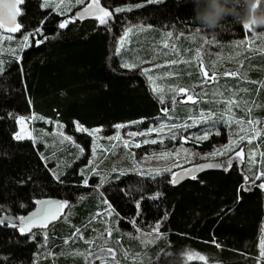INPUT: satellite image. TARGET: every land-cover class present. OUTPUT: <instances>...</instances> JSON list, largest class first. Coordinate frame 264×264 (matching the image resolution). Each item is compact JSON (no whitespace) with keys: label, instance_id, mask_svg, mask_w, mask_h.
Here are the masks:
<instances>
[{"label":"trees","instance_id":"obj_1","mask_svg":"<svg viewBox=\"0 0 264 264\" xmlns=\"http://www.w3.org/2000/svg\"><path fill=\"white\" fill-rule=\"evenodd\" d=\"M100 2L113 13L105 24L86 17L70 21L43 8L42 0L21 5L19 25L32 32L40 24L43 32L39 45L33 40L0 73V219L5 221L0 264H95L100 259L90 256V246L107 237L118 245L122 264H165L175 258L178 264H195L187 261L189 250L217 264H259L264 190H246V178L264 172V131L254 165L246 151L238 157L241 147L227 148L250 124L264 122V27L251 26V31L229 15L213 33L198 24L191 0ZM258 8L264 10L262 0ZM136 26L152 29L158 42L122 48L120 38ZM127 52L130 64L137 65L139 52L145 54L142 60L159 65L152 73L174 91L162 98L146 72L122 67ZM204 70L216 77L212 85ZM178 89H186L187 96H176ZM244 91L251 115L244 110L231 119L210 105L214 97ZM189 95L195 102H186ZM20 115L34 116V126L45 119L60 123L76 146L50 153L30 139L15 140ZM164 125L160 132L139 135V155L184 151L221 167L188 171V179L174 187L168 174L117 172L133 165L129 151L99 152L92 161L94 137L79 130L100 128L107 143L118 133H147ZM203 135L208 138L194 139ZM56 160H65V167ZM54 200L67 208L54 223L23 235L12 227L18 217ZM142 229L157 234L145 238L151 233Z\"/></svg>","mask_w":264,"mask_h":264},{"label":"rangeland","instance_id":"obj_2","mask_svg":"<svg viewBox=\"0 0 264 264\" xmlns=\"http://www.w3.org/2000/svg\"><path fill=\"white\" fill-rule=\"evenodd\" d=\"M262 1L264 4V0ZM5 2L11 3L12 0H5ZM91 2L92 0H43V8H51L55 13L61 16H67V17L70 16V18L68 19L72 21L73 17H77V13L83 12V10L89 4H91ZM98 4H99V8L104 9L101 5L100 0H98ZM45 5H47V7H45ZM20 9H21V5H20ZM101 15L102 13H100L96 8H93V10L91 12H88L85 15V17L97 18L98 16ZM109 20L110 19H108V21ZM16 23H18L17 20ZM131 29H132L131 32L127 30L119 40V45L122 48L125 46H130L138 41H142L146 43L158 42L157 34L152 33L151 32L152 29H149L146 26H136V27H131ZM250 29L251 31L253 30L252 27ZM30 33L31 32L26 31L22 27V25H20V30L16 32H11L10 28H8L7 26L0 27V73L4 71V64L6 61L14 59L15 57L21 58L24 51L32 47L34 42L33 39L30 38ZM162 34H163V39L165 40L166 33L164 32ZM25 37H29V38L25 39ZM37 41L39 40L36 37V44ZM163 43L165 42L163 41ZM246 46H247V50L251 49L252 47L251 42L248 41V43H246ZM144 55L145 54H141L139 52L136 53L135 60L137 61V65H140L141 67L136 66L131 69L140 68L142 71L146 72L147 76L151 80L150 82L152 84L153 91L162 98L168 96L167 94H169V92H173L174 90H166L165 87L160 85L159 80H157L158 79L157 77L160 74L154 73L155 74L154 75L152 73L155 67H159V65H152L142 60V56ZM130 58H131L130 53L127 52L123 57V61L130 64L131 61ZM205 81L208 82V80L206 79ZM179 90L180 89L177 90L176 96L178 97L185 95L187 96L186 89L185 92L183 93L180 92ZM245 94L247 95L248 92L244 91V93L241 92L238 94L232 93L227 96L220 95L214 97V100L212 101V103H210V105L213 108H215L217 112H220L225 116H227L228 118L232 119L238 117L240 115V111L245 110L249 112V109H247L249 105L248 102L246 101L247 97ZM173 98L176 99L177 97H172V99ZM186 102L193 103V101L188 100V98H186ZM34 118H35L34 116L20 115L17 120L18 128L15 135L18 134L24 137L22 140L30 139L34 142L40 143L42 147L45 149V152H50V153L58 152L63 146H70V147L76 146V143L74 142L72 137L64 132L63 126L60 123L52 122L50 120L45 119L44 121H42V125L34 126L33 124ZM21 121H23V123H21ZM250 125L251 127L248 129V132L245 134V136H243L238 142L234 143L233 146H229L227 150L233 152L236 148L241 147L239 152L246 151L248 155V164L254 165V160L256 156L259 155V151L257 149L258 138L260 137L261 133L264 131V122L262 124V127H260L259 125L257 126L255 123H252ZM84 129L87 130L84 131L85 133L94 137V144H93L94 159L92 161L97 160L98 156L100 155L99 152H105L106 154L111 155V154L123 153L129 151L131 152V154L132 153L134 154L133 156L130 155L132 156L131 158L133 159L132 160L133 165L130 166V168L127 167L117 168L120 169L117 172L134 171L137 173H143L147 175H160V176L168 174L172 178L179 172L188 173L189 171L192 174H194L201 171L204 167H209V165L214 164L212 162L210 163L201 162L199 161V158L195 160V158L185 153L184 151L156 152L153 154H143V156H141L139 155L140 153H138V148L142 145L139 143L140 142V140L138 139L139 135L136 136L130 134L121 135L120 133H118L115 137L106 140L107 143H104L102 134L100 132L101 131L100 128H93V129L84 128ZM137 143L140 144L139 147L135 146ZM143 144L145 145L146 143ZM239 152H237V154ZM233 156H237V155L234 154ZM64 161L61 162V164L58 163L57 161L58 166L60 165V168L65 167ZM93 167L95 171L98 170V167H96L95 165H93ZM48 202H52V201H48ZM46 204L47 203L40 205V207L34 214L37 215L41 214ZM32 216L33 214L27 217H32ZM110 216L111 213H107V219ZM103 222L108 223V221L106 220V216L105 218H103ZM142 231H146V230L142 229ZM145 233H151L149 235H144V236H148L145 238H150L152 234H157L156 231H146ZM145 241H149V240L145 239ZM94 243L95 244L90 246V250H91L90 256L92 258L100 259V261H98L95 264H122V262L119 261L118 259L119 253L116 249L118 245L115 244L113 241H110L109 237H107V239L103 240L102 242L97 241ZM102 249L113 250V252L115 253V259L109 256L106 252H102L101 251ZM260 250H261V255H260L259 264H264V234L260 244ZM108 258L112 260H109ZM124 258L128 261L134 262V260L129 258L127 254L124 256ZM186 258L187 261L195 264H217L211 262L209 258H207L206 256L190 250L186 251ZM87 262L88 264H93L90 261ZM165 264H178V260L177 258L168 259L165 262Z\"/></svg>","mask_w":264,"mask_h":264},{"label":"snow or ice","instance_id":"obj_3","mask_svg":"<svg viewBox=\"0 0 264 264\" xmlns=\"http://www.w3.org/2000/svg\"><path fill=\"white\" fill-rule=\"evenodd\" d=\"M151 2V0H150ZM24 3V0H12L11 3H6L5 0H0V27H8L10 28L11 32H16L18 30H20V25L18 23H16L17 17L19 15H22L21 9H20V5H22ZM43 3V0H42ZM259 6V4L257 5ZM45 7H47V5H45ZM93 8H96L100 13H102L101 16H98L97 19L99 20V22L101 24H105L108 22V19H110L113 15V13L106 11L102 8H99V4H98V0H92L91 4H89L81 13V15L87 14L88 12H91L93 10ZM124 9H117L116 11H122ZM46 22V21H44ZM60 28H64L66 27V23H60L59 24ZM244 27L246 29H250L251 25H244ZM129 32L132 31L131 28L128 29ZM42 25L38 24L37 28L34 29L31 33H30V38L35 40L37 36H42ZM29 37H25V39H28ZM42 41H37V44H39ZM137 65L135 64H128L125 63L122 65V67L126 68V69H131L136 67ZM205 76H207V73H204ZM215 76H213L211 79H214ZM0 83H3L2 81H0ZM180 92H185V89H180ZM4 89L0 88V94H3ZM188 100L193 101V97L191 95H189ZM231 103V102H230ZM237 123H239V121H236ZM21 123H23V121H21ZM163 127H167V125L162 126L160 129H151L149 132L147 133H130V135L136 136V135H150L152 132H160L162 131ZM79 130L81 131H87L86 129L80 128ZM171 130V129H170ZM24 137H22L21 135H14V139L19 141L22 140ZM173 138H175L173 136ZM207 135H203L200 137H194V139L196 140H205L207 139ZM148 141H145V143H147ZM157 140H152L151 143H157ZM250 142V141H249ZM127 146V145H126ZM136 147H139L140 144L137 143L135 145ZM238 157H243L244 153L241 151L238 154ZM231 163V161H229V164ZM209 167H221V165H209ZM226 170L228 168V165H224L223 166ZM189 175L191 176V173H189ZM192 178H195L194 176H192ZM57 179H59V177H57ZM176 182V178L174 177L172 179V183ZM246 182H247V188L246 190H251L252 187H257L259 189L264 190V172H260L255 174L254 176H250L246 178ZM86 183V181H85ZM39 203V201H37ZM48 204H51L52 202H45ZM54 207L58 210L61 209L63 207H65L64 203H56L54 205ZM4 208L0 207V212H3ZM55 213L52 212H45V213H41L39 215L37 214H33L32 217H24V216H20L17 219L19 220V225L17 224H12L13 228H18V231L23 235V234H27L30 229L32 224L39 219L40 217H43L44 219H46L48 216H53L54 217ZM41 222L43 223V220H41ZM5 224L4 220H0V225ZM214 244V246L219 247V244L215 241L212 242ZM102 252H106L109 256H111L113 259H115V253L113 252V250L111 249H102ZM190 258V257H189Z\"/></svg>","mask_w":264,"mask_h":264},{"label":"clouds","instance_id":"obj_4","mask_svg":"<svg viewBox=\"0 0 264 264\" xmlns=\"http://www.w3.org/2000/svg\"><path fill=\"white\" fill-rule=\"evenodd\" d=\"M191 2L198 24L213 33L229 15L243 25L264 27V10L257 6L260 0H191Z\"/></svg>","mask_w":264,"mask_h":264},{"label":"water","instance_id":"obj_5","mask_svg":"<svg viewBox=\"0 0 264 264\" xmlns=\"http://www.w3.org/2000/svg\"><path fill=\"white\" fill-rule=\"evenodd\" d=\"M81 13H82V12H78V13H77V18H78L79 20H83V19L85 18V15H86V14L81 15ZM205 72L207 73V76H205V74H204ZM203 77H204L206 80H208V82H209L208 84H209V85H212V84L215 82V79H216V77H215L214 79H211L213 76H211L210 73H209L208 71H203ZM174 177L176 178V182H175V183H172V184H173L174 187H177V186H179L182 182H184L185 180L188 179V174H187V173H183V172H179V173H177ZM174 177H172V179H173ZM56 203H61V202H60V201H55V200H54V201H52L51 204H48V203H47V204L44 206V208H43V210H42V212H41V213H45V212H49V211H50V212H52V213H55L54 217H53V216H48L46 219H44L43 217H40L39 219H37V220L32 224L31 229H30V231H29L27 234H29L33 229L41 228V227H45V226H47V225H50V224L54 223L56 220L60 219V218L62 217L63 214L66 213L67 208H66V207H63V208L57 210V209L54 207V205H55ZM41 220H43V223L41 222Z\"/></svg>","mask_w":264,"mask_h":264}]
</instances>
